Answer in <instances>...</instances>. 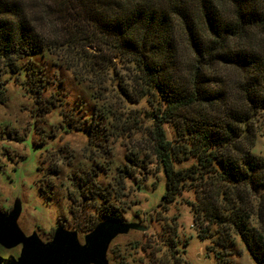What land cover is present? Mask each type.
I'll return each mask as SVG.
<instances>
[{
  "label": "trees",
  "instance_id": "1",
  "mask_svg": "<svg viewBox=\"0 0 264 264\" xmlns=\"http://www.w3.org/2000/svg\"><path fill=\"white\" fill-rule=\"evenodd\" d=\"M46 53L91 90L97 122L114 118L107 123L111 134L121 116L105 96L107 76L117 72L115 56L132 65L138 98L164 104L151 131L166 178L159 205L167 208L185 185L194 187L193 223L203 225V240L215 237L208 247H219L213 256L229 254L235 233L256 264H264V154L255 151V119L264 109V0H0V75H25L22 85L38 93L34 57ZM6 90L0 81V103ZM164 122L174 127L175 140ZM89 144H95L92 134ZM138 155H127L131 165ZM100 172V163L92 164L76 186L97 194L99 215L90 227L104 216L122 219L118 193L131 174L124 165L116 186L102 188ZM78 198L68 196L74 217L83 210L77 203L74 209ZM76 225L82 229L80 221Z\"/></svg>",
  "mask_w": 264,
  "mask_h": 264
},
{
  "label": "rangeland",
  "instance_id": "2",
  "mask_svg": "<svg viewBox=\"0 0 264 264\" xmlns=\"http://www.w3.org/2000/svg\"><path fill=\"white\" fill-rule=\"evenodd\" d=\"M184 53V58L191 61L189 53ZM120 59L114 57L117 72L107 76L104 91L115 113L121 116V125L115 127L113 134L107 123L115 122L114 118L97 122L91 90L74 79L71 70L55 61L53 55L34 57L42 81L38 93H31L22 85L25 75L18 80L9 73L0 75L7 89L4 102L0 103V207L11 205L12 195L21 193L27 203L21 222L27 230L39 226L41 235L47 238L58 221L69 227L80 221L86 230L99 215L94 201L97 194L93 197L83 186L81 191L76 186L97 162L101 165L96 177L99 186H116L119 169L125 165L131 174L123 178V188L118 193L122 220L139 217L145 222L150 216L154 228L115 241L109 254L114 264H175L177 259L180 264H256L235 233L225 251L229 254L221 259L213 256L219 247L212 246L211 251L208 247L215 237L203 240L198 235L203 225L193 223L189 203L196 198L194 187L185 185L167 208L159 205L166 178L153 154L151 131L156 121L154 113L164 104L158 97L138 98V86L133 81L136 71ZM117 83L128 89L132 100L119 92ZM41 105L45 109L42 114L37 107ZM127 124L130 128L125 130ZM255 125L259 130L255 151L264 154V109L256 115ZM164 128L167 137L175 140L171 123L164 122ZM91 134L93 146L89 144ZM132 153L139 155L131 165L127 155ZM193 160L184 163L189 165ZM53 168L58 172H50ZM40 188H45V193ZM70 193L79 197L73 200L74 209L77 210L76 203L83 207L76 217L68 200Z\"/></svg>",
  "mask_w": 264,
  "mask_h": 264
},
{
  "label": "water",
  "instance_id": "3",
  "mask_svg": "<svg viewBox=\"0 0 264 264\" xmlns=\"http://www.w3.org/2000/svg\"><path fill=\"white\" fill-rule=\"evenodd\" d=\"M12 196L11 208H0V264H114L109 254L115 241L154 228L150 216L145 222L104 216L86 230L56 223L45 238L38 226L24 227L27 203L21 193Z\"/></svg>",
  "mask_w": 264,
  "mask_h": 264
},
{
  "label": "flooded vegetation",
  "instance_id": "4",
  "mask_svg": "<svg viewBox=\"0 0 264 264\" xmlns=\"http://www.w3.org/2000/svg\"><path fill=\"white\" fill-rule=\"evenodd\" d=\"M41 189V188H40ZM44 190H46V189H44ZM41 191L43 192V193H45L42 189H41ZM3 211H7V210H9L10 208H11V205H7V207H0ZM57 223H62L63 224V221H58ZM63 225H65V224H63ZM66 226V225H65ZM68 226V225H67ZM38 228H39V226H38ZM40 229V228H39ZM52 234H54V228H52L51 229V231H50V233L49 234H47V236L49 237V236H51Z\"/></svg>",
  "mask_w": 264,
  "mask_h": 264
}]
</instances>
